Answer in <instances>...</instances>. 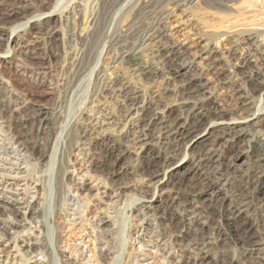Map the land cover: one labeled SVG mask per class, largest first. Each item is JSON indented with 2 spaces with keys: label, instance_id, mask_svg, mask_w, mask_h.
<instances>
[{
  "label": "bare ground",
  "instance_id": "bare-ground-1",
  "mask_svg": "<svg viewBox=\"0 0 264 264\" xmlns=\"http://www.w3.org/2000/svg\"><path fill=\"white\" fill-rule=\"evenodd\" d=\"M196 1L71 0L64 7L50 8L47 0H30L26 6L21 7L22 9L34 8V11L39 12L38 15L32 16L26 23L18 26V28H22V32L34 34L35 37L31 38L34 42L40 41L42 37L50 39L49 33H43L44 22H40L38 19L41 15L58 13L57 15L63 17L67 24L82 14V3H85V10L87 6L89 7L84 21H82L84 22L83 35L77 34V40L81 47L75 53L66 51L63 60L69 66L65 90L71 87L75 81L88 76L90 93L92 97H95V103L90 111L83 112V115L86 113L87 116L69 123L60 140L58 161L55 166L54 188L57 198L54 211L57 217H62L66 222V225L62 227V232L78 230V232L84 233L86 239L94 236L91 239L93 247H85L93 254L96 250L98 251L97 255L95 253L92 256L93 262L105 260L102 259L105 254L102 252L103 249L96 248V240L100 239L99 243H104L105 246H109V244L116 246L118 242L116 238L118 234L114 228L112 233H107L109 231L98 226L101 223L107 225V221L104 219L111 220L108 213L110 210L114 215H117L120 210L127 209L132 211V214L135 213L134 217L139 218L137 225L132 223L133 219L131 218L134 217L125 218L129 224L127 237L133 236L134 243L138 245V247L133 245L132 252L126 254L128 264H144L147 261L143 251L144 243L155 244V247L166 253V247L174 239L172 235L164 231L154 232L148 229L152 226L150 215L147 212L150 206L145 204L146 200L141 196L142 187L139 184L110 185L102 177L101 181L104 185L102 188L105 190L103 193L106 194L109 201L105 203L106 209L101 210L103 218H99L97 224L87 221L90 228L87 232L84 228L85 219L81 215L82 202L79 200L78 194H72L70 187L65 182L70 173L67 162H65V156L69 154L68 151L73 148L79 156H85L86 146L95 148V141L102 140L103 145L107 143L109 145H106L105 151H100L101 154L89 151L92 153V159H89L90 165L96 163L105 166L109 163L110 154L114 150L123 156L135 148L140 151L141 157L145 155V152L155 150L164 164L171 166L180 158L182 160L187 157L186 141L212 134L211 143L190 156L189 169L203 189L201 191L215 186L223 188L228 194L226 204L220 203L215 208L196 206V199L201 191L191 189L189 193L177 190L175 195L171 196L170 204L165 207L170 206L169 210L173 208L174 214L178 210L184 214V216L180 215L182 227H179L183 228L187 234L189 246L194 256L199 257L200 261L205 259L208 248L224 237L216 220H234L241 214H245L250 227L255 229V233H253L255 235L251 241L246 242L240 238H233L230 242L242 258L251 256L247 260V264H253V261H257L256 264H264L263 253L253 257L258 251L257 246L264 244V18H256L258 29H255L254 32L240 30L246 28L238 29L236 26L229 29L231 33L224 34L229 36L234 49L239 50V52H226L227 56L225 57L230 60L228 64H231V70H228L227 66L225 68L221 65V59L218 57L215 47L213 48L209 42H205L206 39L198 33L196 23L185 14L187 10L194 7ZM207 1L210 5H214V9L219 8L223 12L226 10L235 11V7L247 4L246 0ZM254 1L261 5L257 8L264 16V0ZM6 3L5 0L0 1V15L9 18L13 14H17V11L14 10V1L9 0V4ZM30 20L33 22L31 21L30 26L26 27L25 25ZM114 20L115 24L111 28ZM175 23L179 24L178 28L184 27L179 29L180 31H185L188 36L196 38L195 41L198 40L195 42L198 52H187L190 46H185L180 39L172 42L178 33L175 29L176 26L173 25ZM49 28L47 29L49 30ZM15 31L16 29L12 33ZM69 32L66 41L71 45L70 43L76 39L74 38L76 34L74 31ZM18 34L19 32H16L17 36ZM103 39H105L110 60L105 68H97L98 64L91 67V58ZM104 47L105 45L100 52ZM6 50L9 51L8 43L5 47ZM49 51L44 52L41 61L55 58L60 60L59 50V53L52 48ZM145 52L157 62L144 61L143 53L145 54ZM109 63L124 64L127 66V71H116L114 67H108ZM108 73L111 75L109 76ZM133 76L141 77V81L148 83L160 79L165 85L161 92L162 95L157 96L149 93L148 90L140 86L141 83H138L140 80L133 81L131 78ZM209 82L215 83L214 86L218 90L219 86L220 90L227 88L229 94L223 93L222 95V92L209 91ZM171 83L176 85H172L173 88L170 89ZM14 103L16 102L12 99L8 85L0 82V172L14 174L10 177L8 174L0 175V179H7L4 184L9 189L14 186H22V193L28 196L30 191L35 189L36 184L43 181L42 173L44 172L39 166L42 165L46 155L36 157L35 149L30 145L32 141L28 143L26 136L11 129L13 126H8L10 121L5 116ZM15 108L17 109V107ZM62 109L63 101H60L55 113L53 112V117L50 116L53 122L45 118L44 112L46 111L39 110L33 115L32 118L39 122L37 132L42 133L43 138L52 128L54 130V126L63 119ZM22 120L24 121L20 125L27 121L24 118ZM191 121L193 124L189 123ZM62 122L63 120L59 123ZM51 123L52 127H49ZM105 125L113 128L112 135L103 130ZM205 125L207 127L201 132L200 129ZM207 129L209 130L207 131ZM206 131L207 134L204 135ZM248 131H251L250 139H245L244 136ZM60 132L63 133V130L60 129ZM239 142H245L246 151L250 153L249 157L252 161L251 168L246 171L237 170L235 165L236 160L242 154L240 148H237ZM34 161L35 165L32 164ZM156 175V172L145 173L143 178L149 181ZM106 180L108 181V179ZM77 181L78 186L83 185L81 181ZM7 187L4 188L0 182V194L3 195L8 191ZM193 187L195 188V186L191 188ZM154 189L156 188L154 187ZM16 196L18 195L12 194L9 197L3 195V198L0 199V237L6 242L16 241L17 235L20 233L18 229L25 227L17 220V216L20 215L22 205L27 203H19ZM25 209L33 213L36 212L33 207L28 205ZM167 213L165 211L163 214L167 215ZM67 218L69 221L66 220ZM166 218L168 219V217ZM153 221L155 222V219ZM153 224L156 225V223ZM208 225H212L211 234L207 233ZM34 226L38 227V225ZM77 227L79 228L77 229ZM28 237L31 236L28 235ZM64 238L61 236V232H58L55 236V243L63 244L61 241ZM110 241L112 242L110 243ZM126 242H123L124 245ZM82 244V246L86 245L83 242ZM50 247L47 241L41 240V252L45 253L47 261L53 251ZM33 250H35L33 246L26 249L28 252ZM190 259L192 258L190 257ZM206 262H202V264H209ZM43 263L36 262V264ZM213 264H228V262L218 259Z\"/></svg>",
  "mask_w": 264,
  "mask_h": 264
},
{
  "label": "rangeland",
  "instance_id": "rangeland-1",
  "mask_svg": "<svg viewBox=\"0 0 264 264\" xmlns=\"http://www.w3.org/2000/svg\"><path fill=\"white\" fill-rule=\"evenodd\" d=\"M5 1L7 2L6 4H9V0ZM13 1L15 3L14 10L17 11V14L15 13L9 18L0 15V17H3L0 18V82H4L6 85H8V90L11 92L12 99L16 102L11 106L5 118L10 121L8 126H13L12 128L10 127L11 129H14L26 136L28 143L31 141L35 142H31L30 145L31 147H34L36 157H40L41 155H46V157L42 162V165L39 166L44 172L42 173L43 181L36 184L35 189L31 190L28 196H25L22 193V186H14L10 187L9 189V187L4 184V181H7V179H0L3 187H7L8 189V191L3 193L4 196L9 197L12 194L18 195L16 196V200L19 203H27L22 205L23 208L20 210V215L17 216V220L25 225V227L18 229V232L20 233L17 235L16 241L6 242L0 237V264H36V262H44L43 264H67L68 262H72L71 264H128V261L126 260V254L132 252V247L133 245L135 246L136 243H134L135 238L133 236L129 235L127 237L129 224L125 218L134 217L135 213L132 214V211L125 209V213L123 210H120L119 212L122 211L120 215L119 212L117 215H114L111 210L108 211L111 220L104 219L107 221V225L101 223L98 226L101 227V229L104 228V230L109 231L107 233H112V231L115 229V232L118 234H116L117 237L115 236L118 242L116 246H111V244H109V246H105L104 243H99L100 239L96 240V248H102L103 254L105 253L104 258H102L105 260H100L98 263L97 261L93 262L92 257L95 255V253L97 255L98 251L96 250L93 254L90 253V250L85 248L87 246L93 247V240L91 241V239H93L94 236H90V239L87 238V240L85 235H83L84 233H80L78 230L72 232H62V227L66 225V222L62 217H57L54 211V205L57 198L54 188L55 166L58 161L60 140L63 138L64 132L66 131L69 123L72 121L75 122L81 117H85V115L87 116L86 113L83 115V112H86V110L90 111L94 107L93 105L95 103V97H92V94L90 93L88 76L79 79V81H75L71 87L65 90L69 66L66 65V62H64L65 60H63L66 51L75 53V51L79 50L81 47V45H79V41L77 40V34L83 35L82 31L84 22L82 21H84V17L89 7L87 6L85 10V3H82V14L80 16H76L67 24L64 22L63 17H59L57 15L58 13H46L41 15L38 17V19L40 22H44L43 33H49L50 39L42 37L40 41L34 42L31 38L35 37V35L30 34L29 32H22V28H18V26L26 23V21L32 16L38 15L39 12L34 11V8H21L24 7V5L26 6L30 0ZM47 1H49L48 3L50 8L58 6L64 7L71 2V0ZM245 2H247V4L245 3V5L243 4L240 7H235V11L226 10V12H223L219 8L217 10L214 9V5H210L207 0H197L194 3L195 8L192 7L190 10L185 12V14L188 17H191V20L196 23L198 33H200V36L206 39L205 42H209L213 48L215 47L214 49L216 52H218V57L221 59V65L225 68L227 66L228 70H231V64H228L230 63V60L225 57L227 56L226 52H239V50L237 51L236 48L234 49L230 39L228 38L229 36H225L224 34L231 33L229 32V29L236 26H238V29L246 28L240 30H249L250 32H254L255 29H258V23L255 21L256 18H264V16L260 14L262 12L258 11V8L261 6L259 3L257 4L255 3L256 1L253 2V0H246ZM18 7L20 8L18 9ZM177 19L176 21H178ZM31 21L33 22V20H30L25 26L29 27ZM114 24L115 20L112 22L111 28L114 26ZM173 25L176 26L175 29L178 33H176V37L172 39V42L180 39V41L183 42L185 46H190L187 52H198V48H195V42H198V40L195 41L196 38L193 36H188L185 34V31L179 30L183 29L184 27L178 28L179 24L177 23ZM47 28H49V30ZM15 29L16 31L12 33V31ZM69 31H74V34H76V37H74L76 39L70 43L71 45H69V42L66 41L70 33ZM16 32H19L18 36L16 35ZM7 43L9 51H5ZM103 45H105V47L100 52ZM106 46L105 39L101 40L91 58V67L95 64H98L97 68L100 69L107 67L106 64H108L110 60V54L106 50ZM50 48L57 52L59 50V61L56 58L50 60L46 59L43 61L40 60L42 56H44V52H50ZM143 60L148 63L157 62L152 56H150V54L147 55L146 52L145 54L143 53ZM109 65L110 66L108 67H114L116 71H127V66L124 64L115 63L113 65L109 63ZM40 68L42 69L39 70ZM108 75L110 76L111 73H108ZM131 78L135 82H138L141 79V77L137 76H133ZM138 83H141L140 86L148 90L149 93L157 96L162 95L161 92H163V88L165 86L163 81L160 79H155L151 83L140 80ZM172 85L175 86L176 84L171 83L169 86L170 89L173 88ZM214 85L215 83L209 82L208 90L213 93L222 92V95L223 93L229 94V90L227 88H222L223 90H220L219 86V91ZM60 101H63V119H61L59 122L62 120L63 122L61 124L58 122L54 126L55 129L53 130L52 128L47 136L43 138L42 133L40 134L37 132L39 122L35 121L32 117L35 115V113H38L39 110L42 112L46 111L44 112L45 118L48 121L50 120L53 122L52 117ZM15 107H17V109ZM109 108H111V106H109ZM30 112L32 113L30 114ZM23 118L25 120L27 119V121L23 125H20V123L24 121L22 120ZM189 123L193 124V121ZM49 127H52V123L49 125ZM206 127L207 125L203 126V128L200 129L201 132ZM60 129L63 130V133L60 132ZM103 130L112 135L111 132L113 128L109 125H105ZM208 130L209 129H207V131ZM207 131L204 133V135L207 134ZM211 135L212 134H208L203 138L200 137L195 140L186 141L187 157L182 160L180 158V160L171 166L164 164V162L159 158L157 151L150 150L145 152V155L141 157L139 155L140 151L135 148L131 149L132 151L130 150V153L123 156H121L117 150H114L112 154H110L109 163L105 166L96 163L90 165L91 162L89 161L92 159L91 152L100 153L101 150H106V145H109L108 143L103 145L102 140H94L96 142L95 148L86 146V149L84 148L85 156H79L75 149H70L68 151L70 155L68 154L65 156V162H67V168L70 172L67 175L65 182L70 187L72 194H78L79 200L82 202L83 209L81 210V215L85 219L84 228L87 230V232L90 230L88 225L89 223L87 221L97 224V220H99V218L101 219V217L103 218V211L101 210L106 209L105 203L109 201L106 194L103 193L105 190L102 188L104 186L101 181L102 178H104L103 180L108 182L110 185H130L131 183H137L142 187L141 196L145 198V204L150 206L147 212L149 213L148 215H150V222L152 226L148 229L153 230L154 232L164 231L169 235H172L174 239L173 242L171 241L166 247V253L155 247V244L144 243L143 251L147 259L144 264H202V262L205 261H207L206 263L213 264V262L217 261L218 259L225 260L228 262V264H247V260L251 256L249 258H242L237 249L234 248L230 242L233 238H240L246 242L249 240L251 241V238H253V235H255L253 234L255 233V229L254 227H250L245 214H241L234 220H216L224 237H221L222 240H218V242H216L213 246L209 247L206 252L207 255L205 254V259L200 261L199 257L194 256V253L189 246L187 234L184 232L183 228H180L182 227L180 215L184 216V214L181 213V210H178L177 213L174 214L173 208L169 210L170 206L168 208L165 207V205L168 206L170 204V198L171 196L175 195L177 190H184L187 193H189L191 189H197L199 191L203 190L198 183V180H196L192 172H190L189 159L191 155L195 154L202 147L206 145L208 146L211 143ZM250 135L251 131H248L244 138L250 139ZM237 148H240V152L242 154L235 162L236 169L239 171L249 170L252 166V161L249 157L250 153L246 151L247 148L245 142H239ZM89 151L91 152L89 153ZM101 157H103V155H101ZM32 164L35 165L36 162L34 161ZM106 170H108L109 173ZM155 172L157 175L153 179L147 181L143 178L145 177L143 174H152ZM30 173L32 174V171ZM5 174H8V177L14 176L12 173L0 172V175ZM35 176L37 177V175ZM106 179H108V181ZM77 180L81 181V184L83 185L78 186ZM192 186H195V188H191ZM154 187L156 189H154ZM3 195L0 194V199L3 198ZM227 199V192L220 186H215L213 188L201 191L197 196L195 205L200 207L211 206V208H215L219 206L218 204L220 203L226 204ZM26 205L33 207L36 212L33 213L28 211V209L26 210ZM165 211L168 212L167 215L163 214ZM166 217H168V219ZM131 219H133V224L137 225L139 223L138 217ZM154 219L155 222L153 221ZM66 220L69 221L68 218ZM153 223H156V225ZM34 225H38V227H35ZM211 227L212 225H208V234H211L212 232L210 229ZM78 228L79 227H77V229ZM242 230L245 233L241 232ZM58 232H61V236L65 237L61 241L63 244L55 243V236ZM28 235L31 237H28ZM249 236L250 238H248ZM41 240L47 241L51 246V251L53 250L48 261L46 260L47 256L45 253L41 252ZM82 242L86 245L82 246ZM111 242L112 241H110V243ZM123 242H126V244L124 245ZM31 246H33L35 250L31 252L26 251V249ZM136 247H138V245H136ZM257 249L258 251H256V254H254L253 257L259 256L260 253L264 254V244L257 246ZM77 250H81L82 252H78ZM116 255H118L117 258ZM190 257L192 259H190ZM256 262L253 261L252 263L256 264Z\"/></svg>",
  "mask_w": 264,
  "mask_h": 264
}]
</instances>
